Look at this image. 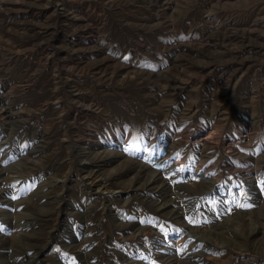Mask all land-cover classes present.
I'll return each mask as SVG.
<instances>
[{
    "label": "rangeland",
    "instance_id": "1",
    "mask_svg": "<svg viewBox=\"0 0 264 264\" xmlns=\"http://www.w3.org/2000/svg\"><path fill=\"white\" fill-rule=\"evenodd\" d=\"M0 100V171L20 176L0 190V264H130L144 244L154 264H264V0H0ZM127 146L176 162L165 192L85 188L79 152ZM122 155L97 162L143 163ZM195 168L217 180L185 187ZM165 193L193 240L156 211ZM156 227L181 248L158 251Z\"/></svg>",
    "mask_w": 264,
    "mask_h": 264
},
{
    "label": "bare ground",
    "instance_id": "2",
    "mask_svg": "<svg viewBox=\"0 0 264 264\" xmlns=\"http://www.w3.org/2000/svg\"><path fill=\"white\" fill-rule=\"evenodd\" d=\"M0 105H1V109L4 110V112L7 113V116H9V117L12 116L13 112H12V114L10 113V111L8 112L7 107L2 104L1 100H0ZM86 150L84 149V150H82V152H79V153H81L79 155L81 157L80 158V162L83 163V168L86 171V176H85L86 179L84 180L85 181L84 182V186H85V188L87 187V189H90L92 191H97V192L99 191L101 193H104L106 191L111 190L113 188L111 186L112 184H116L118 187H120L121 188L120 191H123V194H125L124 196H128V194L132 195V194H135V193L138 195V192H143L144 191L143 189L145 187L150 192H154L156 189H158V191H160L162 189V187H164V189L162 191L165 192V190H167V187H166V184H165V181L168 180L167 179V175L171 174L172 172L174 174L175 173L178 174L179 170H180V168L177 166L176 162H172V161L167 160V155H165V154L164 155H159V154H156L154 151L144 150L141 146H137L134 149H133V147L127 146V148L124 147L122 149L123 152H119L117 150H114L113 148H111V149L102 148V150H97V151L90 150L92 152H90V151L86 152ZM125 151L134 152V154L137 155V157H141V162H143V163L140 164V167L138 169H136V167H137L136 165H135L136 167H133V168L129 167L130 168L129 173L124 174L123 178H121L120 176H117L116 175V171L119 169V167H117V166L119 165V163L121 164V162H126L125 161L126 160L125 157L124 158L120 157V158H117L116 160H111L112 161L111 164H113V167L109 170V172L107 174L104 173L105 172L104 171V166H102L101 163L97 162V160H99V159L106 160V159L110 158V156L112 154H114L116 152L118 154L122 155V154L125 153ZM90 153H92V154L90 155ZM115 163H116V166H115ZM114 169H115V173H113ZM13 170L8 169V170H5V171H0V190H4V191L5 190L6 191H11L12 190V191H14V193L18 192V186L20 184L18 182V180H19L20 176L18 174H16ZM135 171H136V173H137V171L139 173H142L143 177H145V178L142 181H138V182H135V183L130 182L133 178L132 179H127L126 177H127V175L132 174ZM142 174H141V176H142ZM134 175H135V173H134ZM188 175H189L188 178H186L185 181H184V186L188 187V188H191V187H193V185H196L195 183L200 178L206 179V180L211 181V182H215L217 180L216 177L208 174L207 172H202V171H200L197 168L191 170V172ZM37 176H39V175H37ZM136 176H138V175H136ZM35 177H36V175H35ZM45 179H47V178L45 177ZM128 180H130V181L128 182ZM187 180H189V181H187ZM38 182H40V181L38 180ZM57 182L58 183L61 182L62 184L63 183L65 184L66 180L65 179H60V180H57ZM32 183H33V181H32ZM52 183H54V182H52ZM45 184L47 186H49L48 185L49 184V180H47L45 182ZM233 184L234 183L230 182L228 184V186H227L226 191L229 190L230 189L229 187L232 186ZM51 185H52V187L55 186L54 184H51ZM197 186H198V184H197ZM116 191H118V190H116ZM207 191H206V193H207ZM222 191H224V190L222 189ZM123 200H125V203L127 202L126 198L123 199ZM186 203L187 202H181L178 199L173 198V196H170V193H165V199L161 200L160 202H156L155 206H156V211L157 212H161L163 215L168 216V217H170L172 219H175V220L179 221L182 224V226H184L183 228H181L180 233L188 241V240H193L195 235H194L193 231L187 229V228H190L189 227V223L187 221H184L183 219H181V217L184 216L183 215L184 214L183 209H184ZM25 210H27V209H25ZM246 222H248V221H246ZM16 223H17V227H16L15 233L12 234L13 236L14 235L16 236V232L18 233V222H16ZM154 224H155V222H154ZM254 227H258V226H254ZM20 228L22 230L25 229V227H23L22 225H19V229ZM133 228H135L134 229V233L135 234L136 233L139 234V233H142L143 231H145V229H147L149 227H148V225H146L144 227H142L141 225L140 226L134 225ZM14 230H15V228H14ZM154 230H155V236H154L155 246L157 247L158 251L162 252L164 250L170 249V246L175 247V248L177 247V249L181 248L182 244L180 245L179 244L180 242H176L175 243V242H171V241L166 240V238H165L166 230L164 228H162V227L161 228H159V227L157 228L156 227ZM123 233H125V231ZM0 234H2V233H0ZM0 236H1L0 237V241H3L5 238H7L6 234H2ZM230 238H232V237H230ZM83 239H85V238H83ZM84 242L85 241H83V240H77L76 238H73V239H70V243L71 244H67V245L70 248H72V250L76 249V247H80L79 249H82L83 246H86L88 244V243L85 242V245H84ZM227 242H229V241H227ZM231 242H232V240H231ZM189 244H191V243H189ZM144 245H145V247L141 246V245L133 246L132 250H129V249H126L125 247H123L122 248V253L125 256V258L127 259L126 261H128L130 264H154L153 259H152L153 255H152L150 246L148 244H144ZM226 245H227V243H226ZM37 255H38V252H36L32 256H30L29 254H25V259H26V257H28L29 259H32V257H35ZM82 257H83V255H82Z\"/></svg>",
    "mask_w": 264,
    "mask_h": 264
}]
</instances>
